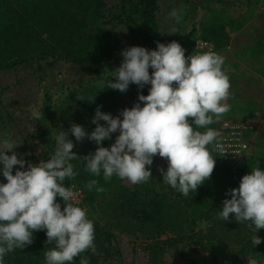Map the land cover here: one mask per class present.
<instances>
[{
	"label": "clouds",
	"instance_id": "9594fccd",
	"mask_svg": "<svg viewBox=\"0 0 264 264\" xmlns=\"http://www.w3.org/2000/svg\"><path fill=\"white\" fill-rule=\"evenodd\" d=\"M185 51L175 41L158 43L157 50L133 46L122 51V63L112 71L107 88L124 93L130 84L141 90L151 85L149 94H140L138 103L124 109L120 113L123 119L98 107L92 120L96 127L90 134L77 124L67 133L61 131L55 152L47 161L31 164L14 151V142H0V172L7 181L0 183V264L8 253L30 246L39 231L46 230V243L54 245L45 251L46 264H72L94 248V222L86 209L70 202L74 193L64 185L76 175L72 161H86V170L97 177L102 171L106 181L115 175L135 185L152 177L150 168L158 155L168 163L166 172L161 169L163 181L184 196L197 192L211 178L216 167L212 151L224 152V144L222 133L208 126L229 111L230 78L218 53L194 52L186 57ZM117 132L110 148L102 146ZM68 133L77 142H95L96 151L78 156ZM17 165L19 169L13 174ZM97 185L93 179L87 188L104 191ZM226 195L231 198L223 201L222 219L228 221L234 215L237 223L249 222L248 227L256 233L264 229V170L252 167L239 188ZM57 197L63 200V210ZM261 243L253 236L254 246ZM247 259L248 264H257L251 256ZM80 264H88L87 258Z\"/></svg>",
	"mask_w": 264,
	"mask_h": 264
},
{
	"label": "rangeland",
	"instance_id": "374dc122",
	"mask_svg": "<svg viewBox=\"0 0 264 264\" xmlns=\"http://www.w3.org/2000/svg\"><path fill=\"white\" fill-rule=\"evenodd\" d=\"M100 1L108 19L124 12L133 15L129 11L139 2V0ZM157 6L156 17L161 43L167 45L173 41L178 42L186 50V57L194 52H207L197 49L195 41L200 39L201 28L210 24H222L229 36L227 46L218 52L225 61L224 71L225 68L234 69V58H239L242 66L248 68L254 55L252 49L256 46L264 47V0H158ZM98 28L108 31L120 43L110 61L103 65V72L111 75L110 77L101 80L90 78L77 65L56 59L54 56H36L33 60L13 69L0 71V142L3 140L14 142L17 146L14 151L27 162L35 165L47 161L54 154L57 135L61 131L67 133L74 124L71 120L66 122L61 120V113L64 110L80 109L83 100L88 97L91 101L101 99L112 103L123 111L138 103L130 94V89L138 95L149 91L151 85H146L141 90L137 85L130 84L124 93L107 88L113 77L112 71L122 63L121 52L129 47L143 46L137 37L130 33L126 24L117 21L101 26L99 21L89 18L84 34L89 36ZM212 51L216 52L214 49ZM228 76L231 87L227 103L247 98L248 95L260 96V91L256 94L250 86L234 81L239 78L234 75L232 78L230 74ZM261 88L263 90L264 86ZM257 102L264 107V100ZM231 117L230 114H224L208 127L218 130L224 120L234 119ZM235 119L239 121V118ZM260 129L261 135L257 139H249L252 144L251 159L247 164L249 171L256 166L264 170V118ZM68 134L75 145L73 152L78 156L85 157L96 151L91 148L88 139L77 142L74 136ZM116 137L104 147L110 148ZM209 147L211 149V146ZM212 156L215 159L213 152ZM71 163L76 175L73 179H66L64 185H74L81 190L82 199L77 206L86 209L88 218L94 222L95 235L101 230H109L113 234L112 245L118 252V264H188L192 259L197 260L198 264L202 261L203 264H213L212 258L206 253H194L191 252L193 247L171 243V236L163 233L159 226L140 225L122 214L118 209V194L124 188H133V184L115 175L106 181L102 171L99 177L94 176L86 170V161L75 160ZM167 168L166 159L158 155L153 158L150 168L153 177L162 175L161 169L166 172ZM18 169L19 166H15L13 174ZM93 179L98 181L97 186L102 187L104 191L98 192L96 188L90 191L87 188L88 182ZM207 227V223L199 225V229L204 233ZM261 230L264 237V229ZM245 248L248 253L254 248L261 251L260 256L255 259L257 264H264V242L262 246L246 244ZM89 250L96 256L98 264H117L116 261L104 258L100 254L97 238L94 241V248ZM236 250L237 247L227 246L223 251L225 262L218 258L217 264H248L247 259L240 261L232 259ZM34 264H46V259L36 260Z\"/></svg>",
	"mask_w": 264,
	"mask_h": 264
},
{
	"label": "trees",
	"instance_id": "16d2710c",
	"mask_svg": "<svg viewBox=\"0 0 264 264\" xmlns=\"http://www.w3.org/2000/svg\"><path fill=\"white\" fill-rule=\"evenodd\" d=\"M157 1L139 0L129 11L133 15L124 12L108 19L100 0H0V71L13 69L36 56H54L77 65L90 78L101 80L110 77L103 72V65L110 61L120 43L102 28L86 36L87 20L94 18L101 26L111 21L126 24L144 48L157 50V44L161 43L156 17ZM200 39L210 42L216 51L226 47L229 42L222 24L203 26ZM152 71L149 69L150 74ZM130 94L139 102L136 92L130 89ZM148 94L149 91L143 93ZM98 107L103 113L123 119L120 107L101 99L91 101L88 97L83 100L80 109L64 110L60 118L64 122L71 120L83 126L90 134L96 127L92 120ZM100 123L105 124L104 121ZM118 135V132L112 134V139ZM109 141L105 140L102 146ZM87 142L92 149H97L95 142ZM250 159L248 157L235 168L216 162L211 178L197 192L191 191L188 196L166 184L163 175L152 176L133 188L122 189L118 194V209L140 225L159 226L163 233L171 236L170 242L174 245L193 247L191 252L194 253H206L212 258L213 264L218 263V258L225 262L223 251L227 246L238 249L232 257L234 261L249 256L255 259L261 251L254 248L248 253L245 247L246 244L253 245L252 238L255 235L262 240L257 246H262V230L256 233L248 227L249 222L237 223L234 215L228 221L219 215L223 201L231 198L226 193L239 188L242 177L250 174L251 171L247 169ZM2 167L0 164V169ZM0 183H7L2 172ZM57 202L63 210L62 198L57 197ZM201 223L208 225L205 233L199 229ZM95 238L98 239L100 254L118 264V252L112 245L113 234L109 230H101ZM46 241V230L35 232L33 243L22 250L8 253L4 264H34L36 260H45V251L54 247ZM82 258H87L88 264H98L90 250L76 257L72 263L80 264ZM188 264L198 262L192 259Z\"/></svg>",
	"mask_w": 264,
	"mask_h": 264
},
{
	"label": "crops",
	"instance_id": "0c3cea01",
	"mask_svg": "<svg viewBox=\"0 0 264 264\" xmlns=\"http://www.w3.org/2000/svg\"><path fill=\"white\" fill-rule=\"evenodd\" d=\"M219 51L217 50L216 52L218 53ZM252 51H254L252 52L254 55L251 59L252 66L250 65L248 68H244L241 60L234 58V69L225 68V72L230 74V77L234 75L236 78H239L234 81L243 83L244 86H250L256 94L260 91V96L248 95L249 97L247 98H241V100L236 99L228 103L233 108H230L226 114H230L232 116L231 118H234L232 120L239 118L240 123L244 127H249V130H246V137L250 140L251 138L257 139L261 135L260 128L263 125L264 118V107L260 106V103L257 102L264 100V88L261 90V86H264V47L260 48L256 46ZM257 87L259 90H257Z\"/></svg>",
	"mask_w": 264,
	"mask_h": 264
},
{
	"label": "built area",
	"instance_id": "2783aa9c",
	"mask_svg": "<svg viewBox=\"0 0 264 264\" xmlns=\"http://www.w3.org/2000/svg\"><path fill=\"white\" fill-rule=\"evenodd\" d=\"M195 47L200 51L213 50L212 44L202 39L195 41ZM246 130H249V127H244L236 120H224L219 125L218 131L223 136L224 152L212 151L219 164L235 168L251 156L252 144L246 137ZM67 186L71 187L74 193V198L70 202L75 206L79 205L82 199L81 190L74 185Z\"/></svg>",
	"mask_w": 264,
	"mask_h": 264
}]
</instances>
